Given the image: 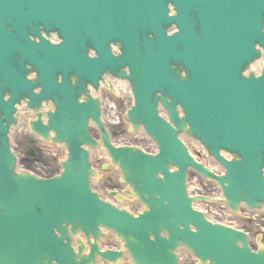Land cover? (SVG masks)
Listing matches in <instances>:
<instances>
[{"label":"water","instance_id":"water-1","mask_svg":"<svg viewBox=\"0 0 264 264\" xmlns=\"http://www.w3.org/2000/svg\"><path fill=\"white\" fill-rule=\"evenodd\" d=\"M169 3L175 15H169ZM58 22L72 33L59 30ZM173 24L178 31L168 35ZM263 25L264 0H0V264H91L96 254L120 260L123 251L101 252L89 238L90 253H83L78 237L75 252L71 233L97 240L100 226L117 232L134 264H179V245L200 263L264 264V248L254 251L246 234L209 222L192 208L195 198L186 191L187 169L193 166L217 181L235 211L243 201L250 207L264 203V68L260 76L242 75L256 57H264L255 48L258 43L264 50ZM54 30L62 38L59 44L42 35ZM110 42L121 45L130 74L112 68ZM90 49L98 56L89 57ZM29 63L36 68L33 79L27 77L34 70ZM106 68L131 80L136 105L128 118L157 141L156 155L110 142L100 102L87 87V81L95 86ZM76 79H84L79 88ZM66 82L81 91L77 98L84 102L69 107L53 99L56 110L46 112L45 123L40 101L52 99L42 97L54 90L69 99L63 94ZM23 99L36 116L31 128L67 146L59 176L16 171L8 132L17 122L14 103ZM158 101L174 127L157 115ZM89 120L99 125L109 158L134 189L126 192L143 204L138 216L91 191L96 171L84 145L99 142L87 133ZM181 133L198 138L225 174L196 163L178 140ZM220 149L233 159L223 158Z\"/></svg>","mask_w":264,"mask_h":264},{"label":"bare ground","instance_id":"bare-ground-1","mask_svg":"<svg viewBox=\"0 0 264 264\" xmlns=\"http://www.w3.org/2000/svg\"><path fill=\"white\" fill-rule=\"evenodd\" d=\"M262 61H259L258 63H255L254 67L255 69L259 70L260 65ZM111 79V80H110ZM111 88V89H110ZM129 85L126 81H121L118 79H113V78H108L105 77L104 80L102 81L100 87L98 90H95L92 92L93 95L99 96V98L102 101V109H103V119L112 132V128L114 127H119L124 123L126 126H129V123L126 121L125 117L123 116L122 118L120 117L119 113L116 110V99L121 96L124 98L126 106L130 105L132 103V98H131V93L129 91ZM44 109H47L44 107ZM18 115L19 119L17 122L16 127H13L11 129V138H12V144H14L17 139L18 135H31L29 126H28V118L32 116V113L29 112L24 106L18 108ZM93 130L96 132V130L93 128ZM133 138H137L138 140V145L145 148V149H151V151H154L156 149V146L154 142L151 140L149 136L144 134L143 131H139L135 133ZM113 142L115 141V138H112ZM132 141L131 139H129ZM125 141H122V143ZM185 142L188 145L190 152L194 154V157L205 164L209 169L219 173L222 170V167L217 164L216 161H214L211 157L207 155V152L204 150V148L198 144L195 140L193 139H188L185 138ZM119 143V142H117ZM133 143V142H131ZM42 146L43 149L50 151L53 155L59 154L61 156V153L63 152L62 149H58L56 145H51L49 143H44L39 140L38 146ZM92 159L97 160H106L107 159V154L104 151L103 148H100L96 151H92ZM95 163V161H94ZM202 182H206V186L211 189L213 192L212 194L215 196V198H221L222 194L219 191L218 187L216 186L215 183H209L205 178L200 176L199 174H190L189 175V182H188V190L190 193H198L203 192V184ZM122 187V185L120 186ZM119 188V187H118ZM122 188H119L121 190ZM195 190V191H193ZM195 206L200 209V210H208V217L212 220H220L216 215L222 216L224 218V223H227V219H225V216H229L232 219H235L236 217L232 214H228L229 212H224L220 208L221 206L219 205H210L208 203H203V202H197ZM240 214H248L252 215L253 217H264V211L259 210V211H251L248 210L244 205L240 207ZM228 211V209H227ZM210 212L214 213L212 215ZM225 214V215H224ZM239 215V214H238ZM231 225L235 227H239L232 223ZM186 255L185 253H182V258L185 259ZM193 259V258H192ZM183 261V260H182Z\"/></svg>","mask_w":264,"mask_h":264},{"label":"rangeland","instance_id":"rangeland-1","mask_svg":"<svg viewBox=\"0 0 264 264\" xmlns=\"http://www.w3.org/2000/svg\"><path fill=\"white\" fill-rule=\"evenodd\" d=\"M117 105L120 113H122L125 108L124 101L120 100L117 102ZM112 130H114V136L117 140H122V138L124 139L127 135H129L128 128L125 126L114 127ZM15 148L20 156L19 165L21 169H28L39 175H51L59 170L58 155H51L48 154L49 152H46L42 149H36L22 135L18 136ZM31 149L33 150L34 154H29V150ZM117 182L118 179L114 177V173L108 174L105 179L103 174L102 178L97 184V188H102L103 192H106L107 188L117 186ZM261 222L264 223V220ZM238 225L251 234V243L253 246H257L259 244V236L262 237L260 243L264 244V232L261 231L262 226L260 225V222L254 219H241L238 222Z\"/></svg>","mask_w":264,"mask_h":264}]
</instances>
